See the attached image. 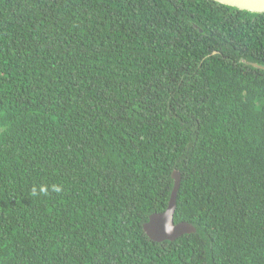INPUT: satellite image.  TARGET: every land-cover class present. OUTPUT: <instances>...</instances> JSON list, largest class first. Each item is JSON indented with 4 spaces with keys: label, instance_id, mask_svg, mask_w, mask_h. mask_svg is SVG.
Here are the masks:
<instances>
[{
    "label": "trees",
    "instance_id": "16d2710c",
    "mask_svg": "<svg viewBox=\"0 0 264 264\" xmlns=\"http://www.w3.org/2000/svg\"><path fill=\"white\" fill-rule=\"evenodd\" d=\"M247 62L264 13L215 0H0V264H264ZM174 170L196 232L157 242Z\"/></svg>",
    "mask_w": 264,
    "mask_h": 264
},
{
    "label": "water",
    "instance_id": "95a60500",
    "mask_svg": "<svg viewBox=\"0 0 264 264\" xmlns=\"http://www.w3.org/2000/svg\"><path fill=\"white\" fill-rule=\"evenodd\" d=\"M221 4L238 8L252 13H264V0H215ZM254 67L264 69V64L247 62ZM174 187L165 211L154 213L144 224V230L154 241L175 240L183 234L196 232V228L188 222L175 223L177 195L181 185V173L174 170L172 173Z\"/></svg>",
    "mask_w": 264,
    "mask_h": 264
},
{
    "label": "clouds",
    "instance_id": "9594fccd",
    "mask_svg": "<svg viewBox=\"0 0 264 264\" xmlns=\"http://www.w3.org/2000/svg\"><path fill=\"white\" fill-rule=\"evenodd\" d=\"M46 190H47V189H46L45 187H41V188H40V191H41V192H45ZM55 190H56V191H60V188H59V187H56ZM33 191H34V194H35V191H36V190L34 189Z\"/></svg>",
    "mask_w": 264,
    "mask_h": 264
}]
</instances>
